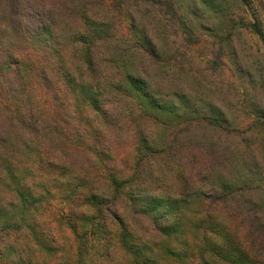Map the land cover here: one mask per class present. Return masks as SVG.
<instances>
[{"label":"trees","instance_id":"trees-1","mask_svg":"<svg viewBox=\"0 0 264 264\" xmlns=\"http://www.w3.org/2000/svg\"><path fill=\"white\" fill-rule=\"evenodd\" d=\"M227 3L0 0V264L57 256L46 214L59 191L48 183L62 180L68 205L89 213L90 246L71 264H197L180 219L200 175L198 230L208 243L214 230L215 264L252 261L237 245L220 248L227 218L255 236L264 258V150L253 148L264 137V90L251 99V121L233 126L226 95L177 60L162 14L188 44L197 25L229 46L237 20ZM247 27L264 42L257 18ZM115 143L130 147L129 161L117 160Z\"/></svg>","mask_w":264,"mask_h":264},{"label":"rangeland","instance_id":"rangeland-1","mask_svg":"<svg viewBox=\"0 0 264 264\" xmlns=\"http://www.w3.org/2000/svg\"><path fill=\"white\" fill-rule=\"evenodd\" d=\"M224 6L227 9L225 15L237 20L229 46L224 38L222 39V32L218 30L216 32L203 31L197 25L193 28L196 41L188 44L182 38L177 22L172 20L170 15H166L165 11L162 14L167 21L169 42L176 49L177 60L186 66L192 76L208 87L218 88L226 95L230 103L229 106L235 109L232 113V125L242 127L251 121L252 117L247 114V111L250 110L252 97L255 93L264 90V42L247 27L249 21H255L257 18L261 22L264 32V13L258 0H252L248 4H243L238 0H228L227 5L224 4ZM219 21L221 22L222 19ZM123 27L125 28V26ZM234 58L237 59V64L234 62ZM216 59L219 67L213 70L211 62ZM111 148H113V154L118 161H129L132 151L130 147L124 143H115ZM253 148L263 152L264 137L259 139L255 137ZM260 170L264 174V161ZM191 181L190 189L187 191V194L191 195V199H189L188 205L182 206V218L180 219L182 227H184V239L186 245L193 251L195 263L201 264L202 260L205 264H215V259L211 256L214 246L211 243L214 242V230L210 229V226L207 229L209 232L206 236L210 243L202 241L203 238L201 239V233L198 230L203 228L201 215L204 205L198 203L196 196L200 191H206L204 176H194ZM48 184L52 186L49 187L52 192L59 191L57 195L48 197L50 209H48L46 217H50V219H46L53 223L54 235L59 238L61 249L56 252V257L42 261L41 264H71L77 248L82 245L90 246L85 222L86 215H89L88 209L82 202L76 200L74 205L79 203L80 206L78 215L76 214L78 210L74 209V205H68L66 201L69 193L68 185L63 180ZM217 217L220 218L215 214L214 218L218 221ZM224 222L228 224L222 226L227 229L230 241L222 244L220 248L229 252L227 249L229 246L237 245L245 253L247 261L252 260L250 264H255V262L264 264L259 247L255 246V236L230 218ZM220 224L223 222L216 225L220 227ZM257 243L256 245H258ZM165 264H178V261L165 262Z\"/></svg>","mask_w":264,"mask_h":264}]
</instances>
